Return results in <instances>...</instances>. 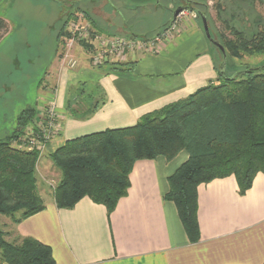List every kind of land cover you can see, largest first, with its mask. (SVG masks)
<instances>
[{
    "label": "crops",
    "instance_id": "crops-1",
    "mask_svg": "<svg viewBox=\"0 0 264 264\" xmlns=\"http://www.w3.org/2000/svg\"><path fill=\"white\" fill-rule=\"evenodd\" d=\"M173 20L172 14L153 34L139 35L125 16L113 25L130 36L146 38ZM75 56L78 65L71 68L57 54L47 81L39 86L38 107L54 103L59 113L58 133L46 149L49 154L68 139L133 126L144 115L218 79L216 53L190 13L176 21L174 30L134 53L123 70L95 66L90 56L82 58L77 52ZM79 93L96 101L93 112L79 114L69 107ZM188 158L183 150L172 160L163 156L138 160L130 173L128 194L110 214L89 197L73 208H60L54 194L46 199L41 192L45 208L14 223V234L49 245L55 264H263L264 173L256 174L243 195L234 175L199 185L200 239L192 242L175 203L164 197L169 177Z\"/></svg>",
    "mask_w": 264,
    "mask_h": 264
},
{
    "label": "trees",
    "instance_id": "trees-1",
    "mask_svg": "<svg viewBox=\"0 0 264 264\" xmlns=\"http://www.w3.org/2000/svg\"><path fill=\"white\" fill-rule=\"evenodd\" d=\"M193 1L190 6L208 19V4ZM258 2L264 6V0ZM67 11L57 33L60 44L69 21L76 16ZM254 24L255 31L249 35L226 24L233 38L222 35L224 41H218L227 55L240 58L264 53V17ZM7 31L8 23L0 17V41ZM109 67L123 70L128 65ZM216 69L217 81L144 115L135 125L68 139L51 152L49 156L62 174L54 190L56 204L73 208L89 197L106 206L110 214L128 194L130 173L138 160L159 156L172 160L185 150L189 158L169 177V191L164 197L175 203L189 239L197 242L198 186L234 175L243 195L252 187L256 174L264 173V65L244 68L235 76L227 71L223 75L217 63ZM35 116V109L23 110L11 136L0 141V214L14 223L45 208L36 176L41 153L14 145L15 141L21 143L25 128ZM5 237L0 228V264H55L49 245L33 237L18 236L14 242Z\"/></svg>",
    "mask_w": 264,
    "mask_h": 264
},
{
    "label": "rangeland",
    "instance_id": "rangeland-1",
    "mask_svg": "<svg viewBox=\"0 0 264 264\" xmlns=\"http://www.w3.org/2000/svg\"><path fill=\"white\" fill-rule=\"evenodd\" d=\"M197 1L208 4V22L212 35L221 42L224 41V37L233 38L226 26L227 23L249 35L255 31V20L264 17V6L258 0ZM183 4H186L185 0H110L109 5L106 0H0V17L8 23V31L0 41V141L11 136L23 110L28 108L36 110L35 119L25 128V134L29 131L36 132V123L40 124L39 122L47 114L51 103L43 104V108L37 105L39 86L47 81L48 70L57 54L61 52V47L65 45L66 38L69 37L70 29H67L63 42L60 39L61 44L57 39L63 19L68 16V9L91 23L92 35L86 42L77 40L73 51L82 58L90 56L93 60L96 54L94 51L104 40V43H107L110 39L130 38L128 32L120 31L113 25L114 23L119 25L123 16L128 22L135 23L133 29H137L134 31H138L139 35L142 31L153 34L157 27L168 22L176 6ZM139 5L143 6L139 7ZM113 7L117 9L119 16ZM187 13L194 17L195 13L189 10L186 11ZM195 16L194 18H198L197 15ZM198 24L204 31L201 18H198ZM153 37L138 38V40H149ZM212 47L217 56V64L220 66L222 53L213 44ZM138 50V48L125 49L120 56H111L112 58L110 57V61L105 65H128L130 58ZM75 57L78 62V57ZM227 60L226 71L229 75H234L244 68L263 66L264 53L243 54L240 58L227 55ZM89 97V94L79 93L76 98L70 100L69 107L76 113L87 114L96 104V101H88ZM22 142L23 138L21 143L15 141L14 145L21 148ZM39 160L41 165L37 164L36 168L38 192L39 194L42 192L47 199L49 195L54 194L62 174L54 165L48 151H43ZM16 215L19 216L20 213ZM0 228L5 232L7 241L14 242L18 239L13 230L14 222L9 216L0 214Z\"/></svg>",
    "mask_w": 264,
    "mask_h": 264
},
{
    "label": "built area",
    "instance_id": "built-area-1",
    "mask_svg": "<svg viewBox=\"0 0 264 264\" xmlns=\"http://www.w3.org/2000/svg\"><path fill=\"white\" fill-rule=\"evenodd\" d=\"M187 11V10H186ZM186 11L182 12L176 21L180 19ZM191 12V11H190ZM193 14L194 17L197 15L196 12ZM198 16V15H197ZM176 21L173 23L172 26H170L167 29H164L163 32L166 33L174 30L176 27ZM90 22L87 21L84 17L81 15L76 16L75 19H72L69 24L67 29H70V34L69 37L66 38L65 40V45L61 47V52H60V57L66 63L69 67L73 68L77 65V59L75 57L73 48L76 45V41L78 40L79 42H86L89 37L92 35V31L90 29ZM162 32V33H163ZM161 33V34H162ZM160 34V35H161ZM160 35L155 36L152 39L149 40H131L129 39H110L107 40V43H104L105 40L102 42L101 46L94 51L93 60L92 63L95 66H102L107 64L109 62V58L115 55L120 56L122 52L125 49H132L133 48H138L139 50L141 49H146L148 44L153 43L155 40L159 38ZM111 57V58H112ZM110 58V59H111ZM58 109L57 105L54 103H51L48 110L47 114L45 115L44 119H42L39 123L36 124V132L29 131L23 136V142L20 146H25L26 148L32 150V149H37L42 153L47 149V146L49 142L56 136L58 133Z\"/></svg>",
    "mask_w": 264,
    "mask_h": 264
},
{
    "label": "water",
    "instance_id": "water-1",
    "mask_svg": "<svg viewBox=\"0 0 264 264\" xmlns=\"http://www.w3.org/2000/svg\"><path fill=\"white\" fill-rule=\"evenodd\" d=\"M185 2L187 4L176 6V8L173 10V12H172L173 19L176 20L178 18V16L182 12H184L186 10H189L191 12H196V13L199 14V16L201 17V20L203 22L205 35H206L208 41L211 44H213L214 46H216L217 48H219L221 53H222L223 60H222L221 65H220V70H221L223 75H226L227 53H226L225 47L217 39H215L213 37L211 29H210V26H209V22H208V19H207V15L205 13L201 12L200 10L195 9L194 7L190 6V4L195 2V1H193V0H185ZM137 38H138V35H135V34H132L130 36L131 40H135ZM235 75H237V73L234 74L233 76H235Z\"/></svg>",
    "mask_w": 264,
    "mask_h": 264
},
{
    "label": "flooded vegetation",
    "instance_id": "flooded-vegetation-1",
    "mask_svg": "<svg viewBox=\"0 0 264 264\" xmlns=\"http://www.w3.org/2000/svg\"><path fill=\"white\" fill-rule=\"evenodd\" d=\"M175 21H176V20H173V22H171L170 24H168L164 29H167V28H169L170 26H172L173 23H174ZM164 29H163V30H164ZM163 30L160 31L157 35H160V34L163 32ZM157 35H156V36H157ZM154 37H155V36H154ZM154 37H153V38H154Z\"/></svg>",
    "mask_w": 264,
    "mask_h": 264
}]
</instances>
